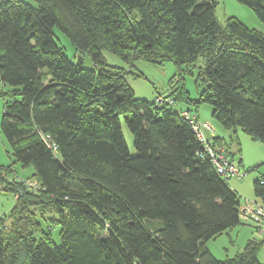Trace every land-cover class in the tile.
<instances>
[{"label": "trees", "instance_id": "obj_1", "mask_svg": "<svg viewBox=\"0 0 264 264\" xmlns=\"http://www.w3.org/2000/svg\"><path fill=\"white\" fill-rule=\"evenodd\" d=\"M236 1L264 25V0ZM217 6L0 1V83L10 88L1 132L36 179L9 182L0 169V190L16 196L10 223L0 217V264H264L253 241L225 259L207 247L243 224L241 195L218 172L185 114L191 111L174 109L194 105L200 124L198 104H210L231 142L240 130L264 143V33L233 18L222 24ZM55 30L93 67L70 58ZM104 51L129 65L174 62L169 94L153 103L137 98L131 71L110 67ZM196 66L203 91L191 103L183 67ZM200 130L235 162L225 137ZM254 195L264 206V178Z\"/></svg>", "mask_w": 264, "mask_h": 264}, {"label": "rangeland", "instance_id": "obj_2", "mask_svg": "<svg viewBox=\"0 0 264 264\" xmlns=\"http://www.w3.org/2000/svg\"><path fill=\"white\" fill-rule=\"evenodd\" d=\"M2 1V0H0ZM4 1V0H3ZM32 3L33 0H24ZM218 6L216 10L217 19L224 24L228 19L233 18L245 24L250 29H255L264 33L263 23L256 17L254 11L249 7L237 2L236 0H217ZM57 42L61 44L66 54L77 61L79 56L83 58L85 66L92 68V62L88 55H79L72 46L70 40L60 31L55 30ZM104 57L108 65L114 69H123L131 71L127 75V82L131 89L135 92L137 98L147 100L153 103L157 96L160 95L162 100L169 94L170 81L176 75L178 68L172 61H167L163 65L151 64L145 60L135 61L133 65L126 64L118 56L104 51ZM185 90L188 94L190 102L197 100L203 91L202 85L198 82L199 67L187 69L183 67ZM136 74L141 75L136 77ZM4 91V92H1ZM9 87H5L0 83V169L2 176L9 182L13 180L24 181L28 186L35 183L34 169L32 166L25 167L17 162L12 155L11 146L1 132V119L4 113V107L10 100L8 92ZM6 95V96H4ZM192 100V101H191ZM177 111L190 110V116L194 117L195 106L178 103L174 106ZM193 109V110H192ZM198 117L202 128L206 135L210 134L212 129L217 130V134L225 137L231 151L236 154L235 163L239 164L242 159V165L239 164L242 178H232L230 180L231 188L235 189L241 195V203L251 205L257 210L264 206L261 200L254 195V183L256 180L264 178V143L252 139L251 136L239 130L235 139L231 142L228 133L220 126L218 121L213 117V108L210 104H198ZM124 134L127 145L132 153L135 152L134 138L128 127L123 123ZM215 135V134H214ZM212 136V135H211ZM229 147V148H230ZM261 166L259 170L246 173V170ZM6 181V182H7ZM16 205V196L12 193L0 190V217H3L10 223V214ZM245 205V206H247ZM252 206V205H251ZM243 224L229 230L215 239H211L207 243V247L213 251L212 253L218 259L227 257H235L238 252H242L251 241L259 244L258 257L264 263V217L259 218V222L254 218L246 216ZM54 238L58 242V229L54 231Z\"/></svg>", "mask_w": 264, "mask_h": 264}, {"label": "built area", "instance_id": "obj_3", "mask_svg": "<svg viewBox=\"0 0 264 264\" xmlns=\"http://www.w3.org/2000/svg\"><path fill=\"white\" fill-rule=\"evenodd\" d=\"M188 117L189 114L185 113ZM193 116H191V122L194 124V130L197 133L198 138L204 144L205 149L209 152L210 156L213 158L217 170L220 174L224 175L226 178H242L241 170L235 162L231 161V158L225 147H213L206 140L203 132L200 130V124L194 121ZM254 218L253 220L259 222V218L264 217V210L259 207L257 210L253 206L247 205L246 208L242 209V218L247 219L246 216Z\"/></svg>", "mask_w": 264, "mask_h": 264}, {"label": "crops", "instance_id": "obj_4", "mask_svg": "<svg viewBox=\"0 0 264 264\" xmlns=\"http://www.w3.org/2000/svg\"><path fill=\"white\" fill-rule=\"evenodd\" d=\"M212 130H213V132H215V135H218V134H217V133H218L217 130H214V129H212ZM216 132H217V133H216ZM238 132H239V130L236 131V132H233V133L236 134V136H237ZM227 133H228V132H227ZM219 136H220V135H219ZM208 137H209V136H208ZM257 166H258V165H257ZM248 204H251L252 206H254L252 203H248ZM245 205H247V204H244V203L242 204V203H241L242 208H246ZM254 207H255V206H254ZM259 207H261V206H259ZM242 208H241V209H242ZM212 252H213V251H212Z\"/></svg>", "mask_w": 264, "mask_h": 264}, {"label": "clouds", "instance_id": "obj_5", "mask_svg": "<svg viewBox=\"0 0 264 264\" xmlns=\"http://www.w3.org/2000/svg\"><path fill=\"white\" fill-rule=\"evenodd\" d=\"M242 209H243V208H242ZM242 209H241V210H242Z\"/></svg>", "mask_w": 264, "mask_h": 264}]
</instances>
